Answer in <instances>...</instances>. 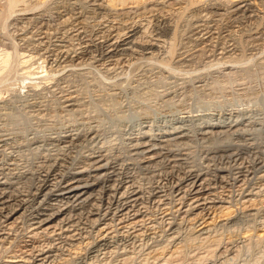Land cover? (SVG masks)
Listing matches in <instances>:
<instances>
[{
  "label": "bare ground",
  "instance_id": "bare-ground-1",
  "mask_svg": "<svg viewBox=\"0 0 264 264\" xmlns=\"http://www.w3.org/2000/svg\"><path fill=\"white\" fill-rule=\"evenodd\" d=\"M1 1L0 3H2ZM66 1L71 2L72 0H66ZM141 1L142 0H103V1L85 0L84 3H86L87 5L84 4V6L86 5V8L92 12L95 13L99 12V14L103 13L104 15L113 17L114 19V17L118 15L117 13L119 10L121 9L123 10V8L125 9L126 7L135 8L137 7L138 4H140ZM155 1L153 5L154 7L150 8L149 13L150 14L153 13L154 20L156 21L155 23L156 25H158V28L160 27L159 29L162 28V31L156 33L155 35L157 36L155 38L154 37L150 38L151 40L149 41H143L144 39L141 40L143 35L139 36V33H142V31L144 30H142L143 28L142 26H140L138 22L132 20V22L129 23V22H124L123 20V22L119 21L120 22L119 26L110 24L111 26L109 27V29L107 30L105 29L106 31H104V28L102 27L104 32H101L102 33L101 35L97 36L94 39H89V41H85L82 44L80 43L81 46L75 50L71 51L67 48L62 49V45L57 44L59 46L54 45L55 49H53V51L55 52L58 51L57 54L58 58L59 56L61 57L64 56L66 59L73 56L79 59L81 58L80 56L99 50V53L97 55L98 57H100L101 59L104 58L103 60L106 59V62H113L115 64L119 63L122 60L123 57H121V55L124 52L131 53V51L143 52L144 54L147 55L149 61L150 59L151 61L157 60L159 58L157 57L158 56L157 51L161 50V48L168 42L166 39L168 35L171 33L173 36L171 40L174 39L175 36L179 33L178 27L183 26L185 21H187L186 17L184 16L185 14L188 15L191 14V18L188 20L187 23H189L190 21L191 23L190 26L193 27V31H194L193 33L194 35H197L198 41H203L207 43L211 41L212 35L213 33H215L214 31L211 30L212 29L211 22L217 21L220 17L224 15L238 22H242V20L245 21V19L247 20L250 18H254L257 15L256 11L259 10V7H256L258 8L256 9L255 5L260 4V3L258 4V1L261 2L264 0H237L232 2L230 5L228 4L229 6L227 4L224 5V3L221 2L222 0L221 1L220 0H186V1L174 0V5H177V8L175 7L173 9L177 11L176 13L177 18H175V21L174 19H172L175 15L172 18H170L172 14H175V11L172 12L171 8H170L171 11L169 13L167 12V14H169L168 16H166L167 14L166 15L162 13L158 14L157 12L169 6V5L167 6V4H164V1L166 0H163L161 2L156 1V3ZM17 2H20V0H6V2H4L2 6L3 12L1 11L2 13H4V15L2 13L0 14L1 19L2 16H5L1 20L2 29L7 28V22L11 17H13L15 13L25 14V12H29L31 14L33 13L34 10L33 8L36 7V6L27 5L24 6L20 11V9H17L18 6ZM80 4H82V2ZM168 4H170V2ZM69 5H73V4L70 3ZM261 5L264 6V4ZM82 11L84 10L82 9ZM20 14H18V17ZM75 18L73 20H75ZM107 18H105V20H107ZM64 19L67 20V18ZM82 21H85V19ZM63 23H65V21ZM100 23L101 22L99 21V24ZM37 28L40 29L39 27ZM42 30L40 29V31ZM44 30L47 29L45 28ZM37 31L38 30H36V32ZM40 33L41 32H39L38 34L39 35L38 38L34 37L32 40L30 39V41L35 42V44L37 43L36 45L40 47L41 46L45 47L46 45L53 44V42L49 40L50 37L48 38L47 35L41 36ZM49 35L51 36V34ZM144 35H146V32ZM251 35L253 37L252 39L255 41L253 46H255V49L259 47L258 48L259 51L252 52L251 53L252 56L250 60L258 56H259L258 58H260V55L264 52V28L261 29L255 27V30L251 32ZM148 36L150 35L148 34ZM145 40L147 39L145 38ZM24 41H26V39ZM10 44L9 46L0 48V84L7 82L6 84L8 86L7 88L11 89L10 87L13 88V86L16 85L19 86L20 83L22 82V83L31 84V86H35L36 89L38 83H40V81H42L43 79L51 80L56 77L51 72L50 73L48 72L50 69L49 70L46 69L47 67L45 68L41 64L35 67V63L33 62V58H35V56L32 52H31L32 54L31 53L26 54V52L20 53L19 51L20 48L18 49V46H16L14 42L11 45ZM168 47L169 50H167V52H169V56L170 54L174 55L175 53L174 44H170V46ZM221 48L222 51L220 53L223 55V57L216 58L218 60H216L215 58H214L215 60L213 59H211V61L209 60V62H207L208 63L207 66L206 63L204 64L206 67L211 65L216 66L219 63H221L222 65L228 64L229 66V63L230 64L236 63L237 60L241 62V60H239L238 58L237 59L234 58L235 56L233 57L228 54L230 51H233L235 48L233 49L230 46L227 47L224 46ZM50 53L54 54L53 52ZM191 56H192L191 54H188L182 58L185 61L191 60ZM100 58L99 60H101ZM169 60H171V58ZM83 61L75 63L76 69H82L81 66H86L85 65L86 60L84 62ZM167 62H168L167 59L165 60L163 57L161 60L159 59L158 63L161 67L166 68V70L167 69L170 70L169 68H171V66L173 65H169L168 63L170 62L168 63ZM90 64L92 65L93 61ZM110 64L111 63H109V65ZM19 65H24V67L20 68V71L18 69ZM70 65L71 64L68 65V63L67 64L62 63L60 65L59 70L61 72L62 71L64 72L67 69L69 71L72 69L71 68L72 66ZM118 66L117 67L112 66L113 69L110 68L109 66L110 68L109 71L113 74L115 73L116 75H120L118 74V69H119ZM173 68L174 66L172 67V69ZM203 69H205V67H203ZM56 72L58 73L57 70ZM168 72L170 73V71ZM198 72H200L199 69ZM172 74H176V73H172ZM58 75L57 77H59ZM62 89H63L62 92L63 94L65 92H64V88ZM65 90L66 92L68 91L67 89ZM63 96L65 95L63 94ZM63 103L66 104V109L67 106L68 107L74 106L75 108V105L79 104V97L77 95L75 96L69 93L65 97V102ZM68 110L69 111L72 110V112L75 113L79 111V109L77 110V107H76L77 111L74 109H68ZM204 114L203 115L201 114V116L199 114L197 115L193 114L192 116L190 115V117L189 116L183 118L179 117L178 120L165 125L158 123L153 124L154 121L153 123L151 122L150 124H146V125L144 124V126L142 124L141 129L138 130L139 131L138 135H136V137L131 136L134 137L132 139L130 137L131 141L133 140L134 143L129 144L132 146L129 149L132 152L131 156L132 155L136 156V158H132L129 162L124 161L123 159L121 160L120 156L116 157L114 153L111 152L110 146H107V144L105 143L106 142L105 140L107 139L105 138L106 133L104 132V127L99 129V127H96V125H90L91 121L90 123L88 122L89 126H87L86 124L87 122H85L86 127H81L79 125H75L76 123H74L73 125L74 127L67 128L66 126V129L62 128L60 130H55V131L53 130V132L51 133L44 134L45 136L43 135L38 137L34 136L35 137L34 139L33 136H31L32 140L27 142H23V141L17 142L13 145L11 144V142L5 143L11 131L10 133H8L9 129L7 130L1 128V131H6L7 133L2 132L3 134L2 133L0 134L1 135L0 142H3V144H0V168L7 169L9 175L11 176L13 175L18 181H21V183L24 182L22 183L24 184L23 185L24 188L25 187L29 188L30 186H32V189L30 188L32 190V196L30 195L31 199L29 197V194L24 193L18 195L14 199L6 198V200H4L3 198L5 197V195H3V193L5 191H2L3 189L0 188V205H1L0 213L5 217L4 221L9 220V222L5 226L7 227V225H9V230H11L12 227L16 226L15 225L16 223L19 224L20 222H24V223L26 222L31 227V229L29 230L25 228L26 229L25 231H29L27 232L29 237V240H27V242L31 241V244H25V246H28L29 248L24 249V251L18 254L17 253L14 254L10 250L13 254L11 253L10 255H7L6 259H4L1 264H57L59 263L60 259H63L64 261H68L69 264H87V263L90 264L91 262L88 261H91L94 258L99 259L102 256L107 257L106 255L108 254L111 255L109 256L110 258H112V255H114V257L115 255L118 256L119 253H121V256L123 257L124 255L127 254L126 249L127 248L129 249L130 244H132L133 246L135 241H137V243L139 241L140 243V241L144 242V240L157 242V239L159 237L161 236L163 237L164 232L165 234H168V236L171 235V237L173 238L172 239L170 237L172 240H174V242H172L173 247L170 248L171 243L170 245H168L169 243H166L169 247L166 246L167 247L166 248L165 247L166 244H165L164 245L165 248H159L154 250V254L152 257L155 256L154 259L156 258L157 259L160 258L161 260L164 259L166 262V259L168 258H169L168 260H170V258L179 257L180 255L187 256L189 253L188 250H191L188 249L190 245H184V241H185L184 238H183L184 240L182 241L183 242L182 245L179 241V237H180L179 235L181 232V231L179 232V230L182 229L184 225L191 226L190 228L192 229V232L190 234L191 239L192 241L197 240L192 243L198 242L200 246L197 247L199 248L201 246L208 247L211 245L213 246L215 244H218L219 242V237L217 234V230H219L218 228L230 225L236 218H241L243 216L252 217L255 214L258 213L260 214V212H264V196L262 195L264 192L262 190L263 193L261 194L262 187L251 186L252 185L251 183H253L255 180L264 182V159L261 157L260 158L262 160L256 158L257 160L254 159L255 161H252L253 164L246 165L245 164L246 162L239 157L242 155L243 153L242 151L246 152L251 147L250 138L254 141L257 137V136L254 137V135L257 134L260 135L259 132L261 130L258 133L257 132L255 133L254 130L243 129L245 128V126L241 128L242 125L256 124L251 122L252 119L250 120L251 118L250 116L252 114L250 116L249 114L246 113H236V112H234V114H216V113L215 114L212 113V115H210L211 113L209 115H204ZM77 115H79V113H77ZM36 118H38L37 115ZM4 124L5 123H3V126H5ZM194 124L196 125V127H194L195 126ZM6 127L8 128L7 125ZM11 128H13V126ZM255 128L256 127H254V129ZM23 129L25 130V128ZM20 134L21 135L24 134L23 135L24 137L28 133L26 135L25 132L23 134L22 133ZM194 134L195 135L199 134L204 138L211 137L213 139L215 136H221V135L224 136L226 134H231V135L233 134L234 136L235 135L240 136L243 139V141L241 140L242 142H240V144L239 143L233 144L229 142V144L227 145L220 144L221 146L210 147L211 145H209L208 147L209 150L205 151V155H204L205 161L203 163L201 162L200 164H198L200 162L199 160V162L197 163L198 165H194L191 164V162H189L190 154H191L189 153L190 151L188 152L186 151L187 150L186 148H183L184 146L182 147V144ZM247 136L250 138H247ZM258 139H261V137L259 136ZM8 144H10L11 146L10 147L7 146ZM254 144L256 145V143ZM226 157L231 159L232 157L234 158L238 157L241 159V162L238 161L239 159H236L237 162L235 161L236 162L235 167L231 166V168L229 165H227L229 168H223L215 164L217 159L226 158ZM164 162L168 164L170 169L167 168L168 167L167 165H166L167 167L165 166ZM158 167L161 168L164 167L165 170L163 168V171H161V169L159 171ZM140 168H144L145 172L146 170H149L151 172L152 178L151 176L150 177L148 176V178H151V180L146 179L149 182L142 183L141 180H139L140 177L138 178V176L140 174H138L139 173L138 171H140L139 170ZM157 170L159 172H157ZM175 170H177L179 173L176 172ZM140 173L142 172L140 171ZM14 177L12 179H14ZM230 179L233 180L232 182H237L239 184L242 183V187L245 186V188L241 187L242 190L239 189L240 185L238 186L239 187L238 189L241 192L240 194L241 196H240V201L236 200L238 201V203L235 201L236 204L231 203L232 201L231 199L232 197H234L235 193L232 192V194L234 193V195L232 196L230 192L229 193L227 192L229 191L227 190V184L231 182L228 181ZM3 183L5 182L1 181L0 185H2ZM256 183L254 182V184ZM87 205H89V207H86ZM8 208L10 210L7 212ZM3 209H6L5 214H3L4 212ZM20 211L22 212L18 213ZM149 211L151 213H154V215H156L155 219L149 217L150 214ZM16 214L17 217H15L13 220L10 219L12 218V216ZM83 216H85L84 218L87 221H85L84 219L81 220ZM75 219L76 220L78 219V221H76ZM157 219L160 222L162 221V225L164 224L163 225L165 226L164 230L162 229L164 227L160 226L162 229L161 230L160 227H158L159 225L158 226L155 225ZM80 220L81 221L84 220L86 222V225L88 224L87 222H90L89 227H87L88 225L85 226V223L80 222ZM2 230L0 231V244H3L9 238V232ZM253 235H255L257 238L261 240L264 239V225L258 232L254 233ZM247 236L248 235H242L238 239L242 241L245 240ZM181 237L180 240L182 239ZM10 240L12 241V239ZM160 240H158V242ZM235 241L236 240L234 241L230 240L229 242L233 244ZM143 242L140 244L142 245ZM190 242L188 244H190ZM11 243L13 244V242ZM157 244L160 245L159 243ZM195 245H191V246L195 247ZM122 246L124 247L125 250H123L122 252H118V248L120 249ZM135 246H133L130 250H128V252L133 250L135 251L136 249ZM138 246L136 247L138 248ZM6 250H8L7 247ZM197 251H195V253ZM17 252L19 251L17 250ZM137 252L138 251H136L135 253ZM147 252L150 253L149 251ZM132 255L130 254V256ZM137 255L138 253L136 254V257H138L139 259L141 256L140 255L137 256ZM146 255L150 256V254H146ZM128 256L127 258H125L126 257L125 256L122 259L124 263L126 261L129 262L128 260H130L131 262L132 258L134 260L136 258L135 256H133L132 258ZM148 256L146 258H149ZM143 257H145V255ZM105 259L106 258H104V260ZM119 260H121V258ZM149 260L151 259L149 258ZM92 261L94 262V260ZM114 261L116 262V260ZM146 261H148V259H146ZM152 262L154 263L155 260ZM163 262L162 264H165Z\"/></svg>",
  "mask_w": 264,
  "mask_h": 264
},
{
  "label": "rangeland",
  "instance_id": "rangeland-1",
  "mask_svg": "<svg viewBox=\"0 0 264 264\" xmlns=\"http://www.w3.org/2000/svg\"><path fill=\"white\" fill-rule=\"evenodd\" d=\"M84 1L85 0H72L71 2H68L66 0H20V2H17L18 3L17 9H20L21 11V9L24 6H27V5L36 6L35 8H33L34 9L33 13L31 14L29 12H25V14L15 13L13 15V17L14 16L15 17L14 18L11 17L12 19L11 18L9 19V21L7 22V28L5 29H2V21H1L3 17L5 16H2V19H1V15H0V24H1L0 25V41H1L0 48L9 46L11 42L12 43L14 42V44L18 46V49L20 48L19 50L20 53L26 52V54H28L32 52L34 54L35 58H33V62L35 63V67L41 64L45 68L47 67L46 69L52 70V71L49 70L48 72L49 73L51 72L52 74L56 76L54 79H51V80L43 79L42 81H40V83H38V85L36 86V89H35V86H31V84L22 83V82L20 83L19 86L16 85V86H13V88L10 87L11 89L7 88L8 87L6 85L7 82L0 84V124L2 126V127L0 126V131H1V128H4L7 130L9 129L8 133H10V131L12 133L8 135L7 137L8 139L6 140L7 142L5 141V143L11 142V144L13 145L17 142H22V141L27 142V141L32 140L31 136H33V139L41 135L45 136L44 134L51 133L53 132V130L54 131L60 130L62 128L66 129V126L67 128L74 127L73 126L74 123H76L75 125L86 127V124L87 126H89L88 124L91 121L90 125H96V127H99V129L104 127V132L106 133L105 138L107 139L105 140L106 141L105 143L107 144V146H110L111 152L114 153L116 157L120 156L121 158L120 157L119 158L121 160L123 159L124 161L129 162L132 158H136V156H133V155L131 156L132 152L129 148L132 146L129 144L134 143V141L133 140L131 141V139L136 137V135H138L139 133L138 130L141 129L142 124L144 126V124L145 125L150 124L151 122L153 123L154 121L153 124L158 123V124L165 125V124L172 123L173 121L178 120L179 117L180 118L187 117V116L190 117V115L192 116L193 114L194 115L199 114L201 116V114L203 115L204 113H205L204 115H209L210 113H211L210 115H212V113L214 114L215 113L216 114H234V112H236V113H246V114H249V116L252 114L253 117L251 115L250 120L252 119L251 122L256 123L254 125H242L241 128L245 126V128L243 129L254 130L255 133L256 132L258 133L260 130L263 131V132L261 131L259 132L260 135L259 134L254 135V137L257 136L254 141L250 137L247 136V138H250L251 147L246 152L242 151L243 153L242 155L240 154L241 156L239 157L242 158L246 162L245 163L246 165L253 164L252 161H255L257 159L259 160H262L261 158L264 159V136H263L264 135V127H263L264 125V52L262 53L263 55L262 54L260 55V58H258L259 57L258 56L250 60L252 56L251 53L259 51L258 49L259 47H257L256 49L258 50H256L255 46H253L255 41L252 39L253 37L251 35V32L255 30V27L256 28L258 27L261 29L264 28V6L261 5V4H264V1H261V2L258 1V4L259 3L260 4L255 5V8L259 7V10L256 11L257 15L254 18H250L251 20L245 19V21L242 20V22H238L224 15L225 17L222 16L217 21L211 22V26H212L211 30L214 31L215 33H213L211 41L207 42L208 44L203 41H198L197 35H194L193 33L194 32L193 27L190 26L191 25L190 21H189L190 24L187 23L188 20L191 18V14L189 15L185 14L184 16L186 17L187 21H185L183 26L178 27L179 33L175 36V38L171 40V38L173 37L171 33L168 35V37L165 36L167 37L166 39L168 42L161 48V50L157 51L158 53L157 57H159L157 60L151 61L150 59L149 61L147 58V55L144 54L143 52H140V51L132 52L131 51V53L124 52L121 55V57H123L122 60L119 63L115 64L113 62H106V59L103 60L104 58L101 59L100 57H98L97 55L99 53V50L87 53L83 56H80L81 58L79 59L73 56L66 58V59L64 56L63 57L59 56L60 58L59 59L57 55L58 51L56 52L53 51V49H55L54 45L59 46L57 44H61L62 49L67 48L71 51L75 50L79 48L83 42L89 41V39H94L97 36L101 35L102 34L101 32H104L107 29H109V27L112 24L119 26L120 22L121 21L123 22V20L124 22H129V23L132 22L133 20V21L138 22L140 26H142L143 28L142 30L144 31L141 30L142 33H139V36L143 35L141 38V40L144 39L143 41H149L151 40L150 38H153V37L155 38L157 36L155 34L162 31V28L159 29L160 27L158 28V25H156L155 23L156 21L154 20L153 13L151 14L149 13L150 8L154 7L153 5H154L155 0H152V1L142 0L140 4H138L137 7L135 8L126 7L125 9L123 8V10L121 9L118 11L117 13L118 15L115 16L116 18L114 17L115 20L113 19V17L106 16L103 13L99 14V12L95 13V12L90 11L89 9L86 8L87 4L84 3ZM100 1H103V0H100ZM156 1L161 2L163 0H156ZM168 1L170 2V4H168L169 3ZM234 1H237V0H224V2L222 0L221 2L224 3V5L226 4L230 5ZM1 2L2 3H0V7H1L0 14L3 12L2 6L4 2H6V0H2ZM81 2L83 5L80 4ZM70 3L73 5H69ZM84 4L86 5L84 6ZM164 4H167V6L168 5L169 6L165 7L163 9L164 11L163 10L157 11L158 14L162 13L166 15L167 12L169 13L171 10L173 12L175 11L173 9L175 7L177 8V5H174V0H166L164 1ZM82 9L84 11H82ZM119 12L120 13L122 12V13L120 14ZM176 13L177 11H175V14H172L171 17L169 16L170 18H172L175 15L172 18L174 19V21H175V18H177ZM2 14L4 15V13ZM18 14H20L19 17H18ZM168 15L169 14H167L166 16ZM70 16H73V17L77 16V17L76 18L74 17L75 20H73L74 18ZM100 16L101 17L103 16V17L101 18ZM120 16H121V19H120ZM64 18H67V20ZM105 18H107V20H105ZM84 19L85 21H82ZM101 19L104 21L105 25L103 24V21ZM40 20H41L42 25L40 23ZM64 21L65 23H63ZM99 21L102 23V24L100 23L101 25L99 24ZM37 27L39 28L41 27L40 28L41 30L42 29L44 30L45 28L47 30L40 31V29H38ZM102 27L104 28V31ZM35 29L38 30L37 31L38 33L36 32ZM39 32H41L40 33L41 36L47 35L48 38L50 37L49 40L53 42V44L46 45L45 47L44 46L40 47L36 45L37 43L35 44V42H31L30 39L32 40L34 37L35 38L39 37L38 35ZM45 32H48V33H45ZM145 32H146V35H144ZM49 34H51V36ZM148 34L150 36H148ZM145 38L147 40H145ZM23 39L24 40L26 39V41H24ZM170 44H174L175 53L174 55L170 54L169 56V52H167V50H169L168 46H170ZM37 46L40 48H38ZM224 46L226 47L230 46L233 49L235 48L234 50L236 51L234 50L230 51L228 54L233 57L235 56L234 58L236 59L238 58L239 60H241V62L237 60L236 63H232V64L229 63V66L228 64L222 65L221 63H219L216 66L211 65V66H208L209 68L206 67L208 65L207 62H209V60L211 61V59L215 60L216 58L223 57V55L220 52L222 51L221 47H224ZM50 52H53L54 54ZM188 54L192 55L191 60H186V61L183 60L182 57ZM83 57L87 62L83 59ZM163 57L165 60L167 59V61L170 62V63L167 62L169 65H173L174 68L176 69L174 68L172 69L173 66H171V68H169L170 70L167 69L168 71H170L169 73L166 70V68L161 67L158 62H159V59L161 60ZM95 58L97 59V61ZM99 58L101 60H99ZM170 58L171 60H169ZM79 60L85 61L86 66H81L82 69H76L75 67V63L80 62ZM91 60L93 61L92 65L90 64L92 63ZM154 61L155 62L158 61V62L155 63ZM60 62L61 64L62 63L63 64L68 63V65L71 64L70 66H72L71 67L72 71L71 70L68 71L66 69V71L61 72L59 70L60 65H61ZM217 62H220V61H217ZM109 63L111 64L109 65ZM205 63H206V66L204 65ZM109 66L110 68H112V66L113 67L118 66L119 68L118 74L120 75H116L115 73L114 75L113 73H111L109 71L110 69ZM21 67H24V65L18 66L19 71ZM203 67H205V69H203ZM198 69L200 72H198ZM56 70L58 71V73L56 72ZM172 73H176V74H172ZM57 75L59 77H57ZM62 88H64L65 93L63 94L65 96H63L62 94L63 92ZM65 89H67L69 92L68 91L66 92ZM69 93L75 96L77 95L79 97L80 105L79 104L75 105V108L74 106H71V107L67 106V109H66V104L63 102H65V97ZM76 107H77V110L79 109L80 112L78 111L75 113V112H72V110L70 111L68 110V109L76 110ZM244 110L247 112H245ZM77 113H79V115H77ZM36 115L38 118H36ZM254 119H257L258 121ZM85 122L87 123L85 124ZM3 123H5L4 124L5 126H3ZM6 125L8 126V128L6 127ZM12 126L13 128H11ZM194 127H196V125ZM254 127L256 128L254 129ZM23 128H25V130ZM13 131L17 132V133L15 132L16 135L14 134ZM231 131H234V130H231ZM2 132L7 133L6 131H1L0 134ZM24 132H25V135L28 133L27 135L29 137L27 135L23 137ZM20 133H22L23 135H21ZM258 135L261 137V139H258L259 138ZM131 136H134V137H131ZM189 138L187 139L188 141L186 140L182 144V147L184 146L183 148H186L187 149L186 151L188 152L190 151L189 153L191 154H190L189 162H191V164H194V165H198L201 162L203 163L205 161L204 155H205V151L209 150L208 148L209 145H211L210 147L221 146L220 144L227 145L229 144V142L233 144H237V143L240 144V142L243 141V139L240 136H236V135L234 136L233 134L232 135L226 134L224 136L223 135L215 136L214 139L211 137L204 138L203 136L199 134L197 135L194 134L193 136ZM204 139H207L208 141ZM254 143H256V145ZM0 144H3V142H0ZM7 146L10 147L11 145L8 144ZM240 158L238 157L237 158L232 157V159L228 157L220 158L216 160L215 164L223 168H229L227 166L229 165L231 168V166L235 167L236 162H237L236 159H239L238 161L241 162ZM226 161H227V164H226ZM229 161L230 162L232 161V162L230 163ZM164 163H165V166L166 165L168 166L166 162ZM163 168L164 167L162 168L158 167V170L160 171L161 169V171H163ZM167 168H169V166ZM1 169L2 168H0V182L1 181L5 182L2 185H0V188L3 189L2 191H5L3 193V195H5L3 199L4 200H6V198L14 199L18 195H21L24 193L29 194V197L31 199L32 186H30L29 188L27 187L24 188L23 186L24 184H22L24 182L21 183V181H18L13 175L12 176L9 175L7 172L8 171L7 169H2V170ZM139 170L142 172L140 173V171H138L139 172L138 174H140L138 176V178L140 177L139 180H141L142 183L149 182L147 180L148 179L151 180L152 178L151 172L149 170H146L145 172L144 168H140ZM158 170L157 172H159ZM147 171L149 174L147 173ZM175 171L178 172L177 170ZM148 176L149 177L151 176V178H148ZM13 177L15 180L12 179ZM141 177L144 179H142ZM228 181L229 182L231 181V182L227 184V190H229L227 192L228 193L230 192L232 196L235 193L234 197H232L231 199L233 201V202L231 201V203L236 204V202L238 203V201H240V196H241L240 190H242V188H245V186L242 187V183L239 184L237 182H232L233 181L232 179ZM254 182L255 183L257 182L258 184L257 183L254 184ZM254 182L251 183L252 184L251 186L262 187L261 188V194H262L264 192V189H263L264 182H260L259 180H255ZM234 184H236L237 186ZM28 189L30 190V192ZM232 192L234 193L232 194ZM8 195H9V198H8ZM11 195H12V198H11ZM262 195L264 196V193ZM86 207H89V205H87ZM9 210L10 209L8 208L7 212ZM3 211H4L3 214H5L6 209H3ZM21 212L22 211L18 213H21ZM149 213H150L149 217H151L152 219H155L156 215H154V213H151L150 211ZM258 214H255L252 217L243 216L241 218H236L230 225L218 228L219 229L217 230V234L219 237L218 244H215L213 246L211 245L208 247L201 246L200 247L201 249L197 247V246H200L198 242L192 243L197 240L192 241L191 239V236H190L192 232V229H190L191 226L184 225L182 229L179 230V232L181 231L182 233L180 232V235L179 234L177 235H179L180 237L182 236L181 240L179 237V241L181 245L183 244L182 241L185 239L184 245H190L188 249H191V250H188L189 253L187 256L180 255L179 257L170 258V260H168L169 259L168 258L166 259V262L164 259L162 260L160 258L154 259L155 256L152 257L154 254V250L156 249L165 248L166 246L170 245V243H171L170 248L173 247L172 246L173 245L172 242H174V240H172L173 238L171 237V235L168 236V234H165V232L163 233L164 238L162 236L159 237L157 239V242L155 241L156 243L154 241H152L153 242L152 243L151 241H148V240H144V242L142 241L143 242L142 245H144L148 249L140 244L142 243L141 241L140 243L138 241L139 244L137 243V241H135L133 246L139 245L140 247L138 246L137 248L135 246L136 248V249L134 248L135 251L133 250V251L128 252V250H130L133 247L132 244H130V246L128 245L129 249L127 248L126 250H127V254L129 253L128 254L129 256L126 254L122 257L121 253H119L118 256L115 255V257L117 258L116 259L114 255H112V258H110L109 256L111 255L108 254L106 255L107 257L105 256L100 257L99 258L100 261L98 258L96 259L94 258L92 259L94 260V262L92 260L88 262H91L90 264H111L112 262H113L112 264H122V263L123 264H126V263L127 264H162L163 261H164L163 263L165 264L166 263L167 264H264V239L261 240L257 238L255 235H253L254 233L258 232L264 225V218H263L264 212H260V214L259 215ZM151 215L154 217H152ZM15 217H17V214L12 216V218L10 219L13 220ZM84 217L85 216H83L81 220L84 219L85 221H87ZM4 220H5V217L0 213V231L3 229L2 231L9 232V238L7 239L8 242L6 240L5 241L6 243L4 242L3 244H0V264L2 263L4 259H6L7 255H10L12 252L14 254L21 253L22 251H24V249L29 248L28 246H25V244H31V241L27 242V240H29L27 232L29 231H25L26 229L28 230L31 229L28 223L25 222L27 224L26 225L24 222L19 221L20 222L19 224L18 223L15 224L17 227L14 226L12 227L11 230H9V225H7V227L5 226L9 222V220L7 221H4ZM81 220L80 222H84L85 226L88 225L87 227H89L90 222H87L88 224L86 225V222L84 220L83 221ZM76 221H78V219ZM157 221L160 222L157 219L155 222L156 223L155 225L157 226L159 225L158 227L160 226L164 227L162 228L164 230L165 226H163L164 224L162 225V221L160 222L161 225ZM242 235H248L246 239L244 238L245 240H242L243 242L240 239H238ZM10 239H12V241ZM158 240L160 241L158 242ZM230 240L231 241L236 240V241L233 244H231L229 242ZM11 242H13V244ZM189 242L190 244H188ZM154 243L157 245L158 248L156 247ZM157 243H159L160 245H158ZM166 243H169V244L167 245ZM191 245H195V247ZM6 247L8 250H6ZM122 247L120 249L118 248V252H122L123 250H125L124 247L123 248ZM190 247H193V248H190ZM140 248L142 251L140 250ZM17 250L19 252H17ZM194 250L195 251L198 250V251L195 253ZM5 251L6 252L8 251V252L6 253ZM136 251H138L137 256L140 255L142 257V258L141 257L139 258L140 260L138 259V257H136V254H137L135 253ZM147 251H149L150 253H148ZM145 252L146 254H150L151 257L146 255ZM130 254L131 255L133 254V255L130 256ZM144 255L145 257H143ZM127 256L131 258L135 256L136 258L135 257L134 258L136 261L133 258L132 259L128 258V259H131V262L130 260L127 259L129 262L126 261L124 263L122 259L124 257L127 258ZM147 256L152 261L155 260V262L153 263L151 260H149V258H146ZM104 258L106 259L104 260ZM118 258L119 259L121 258V260H119ZM146 259H148V261H146ZM114 260H116V262ZM57 264H69V262L64 261L63 259H60L59 263Z\"/></svg>",
  "mask_w": 264,
  "mask_h": 264
}]
</instances>
